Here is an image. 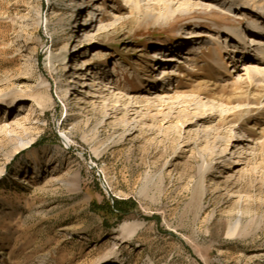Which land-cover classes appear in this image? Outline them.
Here are the masks:
<instances>
[{
    "label": "rangeland",
    "instance_id": "374dc122",
    "mask_svg": "<svg viewBox=\"0 0 264 264\" xmlns=\"http://www.w3.org/2000/svg\"><path fill=\"white\" fill-rule=\"evenodd\" d=\"M138 2L0 0V264H264V64L214 69L245 10Z\"/></svg>",
    "mask_w": 264,
    "mask_h": 264
},
{
    "label": "bare ground",
    "instance_id": "6f19581e",
    "mask_svg": "<svg viewBox=\"0 0 264 264\" xmlns=\"http://www.w3.org/2000/svg\"><path fill=\"white\" fill-rule=\"evenodd\" d=\"M130 2H134L135 3V6H137V7H135L136 9L137 8H139L140 7V4H139V2H138V0H129ZM167 1H169V0H167ZM231 1H233L238 7H237V9H241V10H245V12H249L248 10H246V7L247 6H249V4H250V2H243L242 0H231ZM166 3H169V2H166ZM190 4V7L187 9V11H189V12H191L192 11V9L191 8H193L195 5H197V2H194V1H192V2H190L189 3ZM193 6V7H192ZM171 7V6H170ZM253 9H252V12L254 13V14H258L260 17H263V19H264V3H262V4H253ZM140 9V8H139ZM138 9V10H139ZM141 10V9H140ZM247 14H245V16H246ZM247 16H249V15H247ZM253 16V15H252ZM251 16V14H250V17H252ZM194 17H196L195 15H194ZM200 18V17H199ZM210 19V18H209ZM212 19V18H211ZM249 22V24H248V29H251L250 31H254V33H256V32H259V33H261L262 34V36L261 35H249L247 32L246 33H244L243 32V30L241 29V28H239V27H233V26H231V25H229V26H227L226 28H225V34L224 35H226L227 36V39H230V40H232V41H234V42H236V44H238V45H240V48H237V45H232V52H240V54H242V57H241V59L239 60V62H237V60H236V57H234V56H231V53H229L230 52V49H228V45L227 46H223V44H222V42H221V40H218L217 41V44H218V47H220L219 48V50H216V51H224V52H226V54L228 55V57H227V59H232V62H233V65L231 66V67H233L234 69L233 70H231L229 67H230V63L229 62H227V60H226V58L224 57V56H222V57H218L219 58V60L218 61H216V65L214 66V69L219 73L220 72V74L217 76V77H219L221 80H223V81H227V80H231V78L233 79H235L236 78V76H237V80L236 81H238V82H241L242 83V81H244V79H243V75L241 74V71L243 72V70H245L246 71V73H245V76H247L248 78H250L249 80H250V87L251 86H255V85H257L255 82H256V78L254 77L255 75H256V73L258 72L259 73V75H261V77H259L260 78V80H263L264 79V70L263 71H260V70H257L256 71V73H255V75L252 77H249V74H253L254 72H255V68H253V67H251V66H248L247 64L248 63H254V62H257V63H259V64H261V63H263L264 64V24H262V23H259V22H257V21H253V22H251V21H248ZM252 27H254L255 29L254 30H252L253 28ZM257 28H261L260 30L259 29H257ZM257 30H259V31H257ZM182 37H184V36H182ZM186 37V36H185ZM191 37H195V35H192ZM189 38V37H188ZM253 41V40H256V42L254 43V45L252 46L251 44H249V41ZM230 46V45H229ZM253 50H255V53H253ZM221 53V52H220ZM218 54V53H217ZM220 55V54H219ZM236 56V55H235ZM229 61V60H228ZM241 62V63H240ZM244 66H245V68H244ZM216 72V73H217ZM258 75V76H259ZM263 77V78H262ZM258 80V79H257ZM235 81V82H236ZM245 81H247V80H245ZM259 81V80H258ZM264 81V80H263ZM244 83V85L245 84H247V82L245 83V82H243ZM259 84V83H258ZM204 85V84H203ZM240 86V85H239ZM258 86V85H257ZM224 87V86H223ZM102 88V87H101ZM205 88V87H204ZM238 88V87H237ZM246 88H248V85H247V87ZM240 90V89H239ZM242 90V89H241ZM252 90V89H251ZM166 91V90H165ZM100 93H104V90H102ZM205 93V92H204ZM240 93H241V91H240ZM237 95H238V93H237ZM247 95V94H246ZM253 95V94H252ZM252 95H251V97H252ZM239 96V95H238ZM237 96V97H238ZM241 96V95H240ZM35 97V96H34ZM34 97L32 96L31 98L32 99H34ZM99 97V96H98ZM102 97V96H101ZM222 97V96H221ZM221 97H219V98H221ZM248 97H249V95H248ZM255 97V96H254ZM28 97H26V99H27ZM113 98H115V100L113 99ZM113 98H111V101H114V102H119V101H121L122 99V97H120V96H113ZM242 98H243V96H242ZM253 98V97H252ZM23 99H25V98H23ZM29 99V98H28ZM239 99V98H238ZM249 99V98H248ZM17 99L16 98H14L10 103H8V105H9V107H13L14 106V102L16 101ZM219 100V99H218ZM259 100V99H258ZM138 102H140V101H138ZM115 106V105H114ZM4 116H0V120H1V118H3ZM12 127V126H11ZM65 140L66 141H69L70 140V137H69V135H66L65 136ZM238 222L239 221H237L236 222V227H237V225H238ZM233 229H234V227H232V228H230V233H231V231H233Z\"/></svg>",
    "mask_w": 264,
    "mask_h": 264
}]
</instances>
